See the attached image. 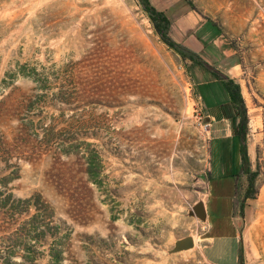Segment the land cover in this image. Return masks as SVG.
<instances>
[{
	"label": "rangeland",
	"instance_id": "1",
	"mask_svg": "<svg viewBox=\"0 0 264 264\" xmlns=\"http://www.w3.org/2000/svg\"><path fill=\"white\" fill-rule=\"evenodd\" d=\"M191 1L240 58L234 79L262 173L246 219L242 174L234 214L247 264H264V0ZM33 68L43 86L21 72ZM195 68L161 40L139 0H0V140L13 143L21 167L9 187L16 198L39 196L49 212L1 210L0 261L30 251L46 264L53 238H33L36 214L64 221L66 264H212L198 207L214 128ZM186 236L194 245L174 250Z\"/></svg>",
	"mask_w": 264,
	"mask_h": 264
},
{
	"label": "crops",
	"instance_id": "2",
	"mask_svg": "<svg viewBox=\"0 0 264 264\" xmlns=\"http://www.w3.org/2000/svg\"><path fill=\"white\" fill-rule=\"evenodd\" d=\"M171 21L170 35L179 43L200 54L210 64L235 78L240 67L239 55L223 33L219 23L204 17L187 0H150ZM195 84L207 108L206 118L213 129L210 175L204 201L209 226L208 242L204 244L205 258L212 264H240L239 250L243 248L247 264L246 241L240 243L235 221L237 187L241 176H235L242 161L233 120L237 110L225 88L216 83L208 71L196 67ZM249 200H247L248 202ZM247 207H244L246 219ZM252 264V263H251Z\"/></svg>",
	"mask_w": 264,
	"mask_h": 264
},
{
	"label": "trees",
	"instance_id": "3",
	"mask_svg": "<svg viewBox=\"0 0 264 264\" xmlns=\"http://www.w3.org/2000/svg\"><path fill=\"white\" fill-rule=\"evenodd\" d=\"M188 3L196 9L191 0H187ZM143 10L150 18L153 26L160 36L161 40L175 52H177L183 59H189L193 66L202 68L213 75V77L220 81L225 88L231 102L234 104L237 110V116L233 120L235 136L239 143V152L241 156L242 165L235 176L246 175V188L242 195V199L239 203L240 213L244 214V207L247 200L253 199L258 193L256 187L258 176L262 173V165L258 157L257 167L253 169L252 162L249 156L248 145H247V134H248V113L245 99L242 93V88L239 82L234 78L230 77L227 73L218 69L214 65L210 64L200 54L187 47L186 45L177 42L170 35L171 21L167 14L163 11L158 10L150 0H139ZM197 10V9H196ZM22 74L27 76L34 82L41 83V79L38 77L39 72L33 68L32 71H25L22 69ZM42 84V83H41ZM43 86V84L41 85ZM13 143L7 139L0 140V211H13L15 213H22L24 210H28L30 206H34L38 210H43L44 213L48 210V205L43 201H40L39 196H31L28 198H16L14 193L10 191L9 184L13 180L20 177V164L18 160L20 157L15 155ZM15 157L16 161H11ZM29 160V159H28ZM89 178L97 183L95 173L89 170ZM237 205V204H236ZM49 212H47V215ZM36 214L34 218H31L29 222L32 224V232H35L33 238L35 240H46L47 236L52 237V242L47 248V252H42V256H47L46 264H66V248L65 240L69 233L61 235L60 228L61 221L59 223L51 225L48 222H40L36 220ZM29 248H33L30 246ZM29 250V249H28ZM36 249H32L35 251ZM16 254V251L12 250L6 257L0 261V264H39L37 257L31 256L30 251H26L21 254L20 260H14L12 255ZM239 263L245 264L243 248L239 250Z\"/></svg>",
	"mask_w": 264,
	"mask_h": 264
},
{
	"label": "water",
	"instance_id": "4",
	"mask_svg": "<svg viewBox=\"0 0 264 264\" xmlns=\"http://www.w3.org/2000/svg\"><path fill=\"white\" fill-rule=\"evenodd\" d=\"M198 211L201 215H205V210L202 205L198 207ZM194 245V239L191 236H186L184 238L178 239L175 243L174 250H181L189 248Z\"/></svg>",
	"mask_w": 264,
	"mask_h": 264
}]
</instances>
